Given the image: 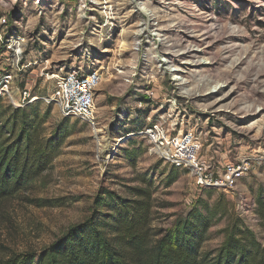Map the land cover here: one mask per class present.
Wrapping results in <instances>:
<instances>
[{
	"label": "rangeland",
	"instance_id": "obj_1",
	"mask_svg": "<svg viewBox=\"0 0 264 264\" xmlns=\"http://www.w3.org/2000/svg\"><path fill=\"white\" fill-rule=\"evenodd\" d=\"M3 70L15 74L11 98L0 96L11 109L23 87L48 96L49 73L97 70L101 80L94 128L51 103L31 104L41 136L64 139L39 176L0 199V258L50 244L89 216L101 192L131 198L129 188L146 182L153 228L171 226L200 198L225 207L201 254L215 255L235 223L264 246V0H0ZM133 118L141 130L159 122L195 133L212 168L245 160L248 170L227 191L208 194L187 169L166 185L172 165L129 132ZM123 148L136 149L134 161Z\"/></svg>",
	"mask_w": 264,
	"mask_h": 264
},
{
	"label": "trees",
	"instance_id": "obj_2",
	"mask_svg": "<svg viewBox=\"0 0 264 264\" xmlns=\"http://www.w3.org/2000/svg\"><path fill=\"white\" fill-rule=\"evenodd\" d=\"M132 122L134 128L129 132L137 135L144 126L138 118ZM42 123L43 116L31 104L13 109L0 104V199L39 176L57 153L64 134L55 131L50 137H42ZM128 139L130 144L132 138ZM123 150L135 160V148ZM171 172L166 185L177 178L178 169L171 166ZM149 183L129 188L131 198L101 192L84 221L40 250L10 253L0 258V264H264V246L239 223L223 230L225 235L215 255L201 254L207 230L225 213V207L217 202L210 205L198 198L171 226L153 228L149 223ZM210 190L213 188H203L208 194Z\"/></svg>",
	"mask_w": 264,
	"mask_h": 264
},
{
	"label": "built area",
	"instance_id": "obj_3",
	"mask_svg": "<svg viewBox=\"0 0 264 264\" xmlns=\"http://www.w3.org/2000/svg\"><path fill=\"white\" fill-rule=\"evenodd\" d=\"M54 85L48 96L32 95L27 88L17 90L18 98L12 103L14 108H21L37 100L55 105L64 117L70 116L86 123L90 128L96 126L94 116V92L101 80L97 71L85 73L76 70H60L49 73ZM47 73V75H49ZM15 74L11 70L0 71V96L11 98ZM148 137L157 154L165 162L177 169H187L199 189L218 188L231 190L247 172L245 160L228 161L222 169L212 168L200 157L202 144L195 133L185 131L171 134L161 123H154L138 131ZM253 157V156H252ZM260 158L261 156H254Z\"/></svg>",
	"mask_w": 264,
	"mask_h": 264
},
{
	"label": "bare ground",
	"instance_id": "obj_4",
	"mask_svg": "<svg viewBox=\"0 0 264 264\" xmlns=\"http://www.w3.org/2000/svg\"><path fill=\"white\" fill-rule=\"evenodd\" d=\"M210 89V88H209ZM214 90V89H213ZM252 121L250 122V124H248V126L249 125H252V124H254V123H256V120H253V119H251ZM181 133V132H180ZM154 148H156L155 146H154ZM156 152H157V148H156Z\"/></svg>",
	"mask_w": 264,
	"mask_h": 264
}]
</instances>
